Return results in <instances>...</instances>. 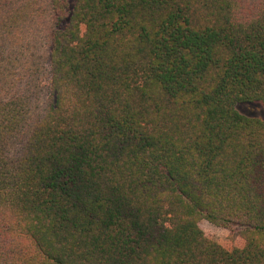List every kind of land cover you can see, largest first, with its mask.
<instances>
[{"label": "trees", "instance_id": "16d2710c", "mask_svg": "<svg viewBox=\"0 0 264 264\" xmlns=\"http://www.w3.org/2000/svg\"><path fill=\"white\" fill-rule=\"evenodd\" d=\"M243 104L264 0H0V264H264Z\"/></svg>", "mask_w": 264, "mask_h": 264}, {"label": "rangeland", "instance_id": "374dc122", "mask_svg": "<svg viewBox=\"0 0 264 264\" xmlns=\"http://www.w3.org/2000/svg\"><path fill=\"white\" fill-rule=\"evenodd\" d=\"M238 110L244 115L264 118V111L261 104L239 105ZM199 225L205 234L215 240L217 243L226 247H231L229 230L215 226L206 220H201Z\"/></svg>", "mask_w": 264, "mask_h": 264}]
</instances>
